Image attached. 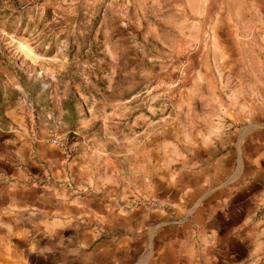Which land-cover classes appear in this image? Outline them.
I'll return each instance as SVG.
<instances>
[{
    "label": "rangeland",
    "instance_id": "obj_1",
    "mask_svg": "<svg viewBox=\"0 0 264 264\" xmlns=\"http://www.w3.org/2000/svg\"><path fill=\"white\" fill-rule=\"evenodd\" d=\"M4 108L45 184L109 188L6 264H264V0H0ZM222 214L247 223L216 238Z\"/></svg>",
    "mask_w": 264,
    "mask_h": 264
},
{
    "label": "crops",
    "instance_id": "obj_2",
    "mask_svg": "<svg viewBox=\"0 0 264 264\" xmlns=\"http://www.w3.org/2000/svg\"><path fill=\"white\" fill-rule=\"evenodd\" d=\"M11 117V109L4 108L0 110V217L5 220L2 223L0 221V257H5L0 264H6V258L11 259L13 250H16V246L11 243L13 238L19 240V246H17L20 250L19 253L27 254L26 243L21 246L20 241L25 242L28 239L26 230L28 223L33 219L45 218V216L90 218V205L93 197L98 198L100 195L104 199L105 193L109 192L107 187L97 191L84 188L85 192H81L82 196L74 198L65 190L55 188L52 184H45L43 180L48 176L44 169V163H47L49 168L54 167L53 172L50 174L53 179L56 177L58 180L62 179L61 167L57 166L59 160L48 156L44 157L41 154L40 157L37 156L40 150L36 148V145L40 149L42 143L35 134L28 135L29 142H26V151H21L23 144L21 145L19 139H22V137H19V133L15 131L16 129L12 128ZM16 119L23 122L22 116L16 115L15 121H18ZM131 123L132 127H135L138 124V117L131 119ZM227 159L228 162L230 156ZM223 166H226L225 162H223ZM215 174H218V171H215ZM231 195L232 192L219 198L220 208L224 210L226 205L230 204ZM60 207L63 210L62 212L59 209ZM13 218L16 222L23 218V233L16 232L7 225L6 220ZM218 218H220L219 222L215 223L211 230L216 238H219L220 234L226 230L228 234L234 235L238 232V229L243 228L247 223L243 219L242 225H240L232 221L230 219L232 217L227 214H222ZM258 230L264 232V221H261ZM5 238L8 240L7 243L3 241ZM247 252H250V250H247ZM249 257L244 256L241 258L245 263ZM231 258L233 259L234 256L232 255Z\"/></svg>",
    "mask_w": 264,
    "mask_h": 264
},
{
    "label": "built area",
    "instance_id": "obj_3",
    "mask_svg": "<svg viewBox=\"0 0 264 264\" xmlns=\"http://www.w3.org/2000/svg\"><path fill=\"white\" fill-rule=\"evenodd\" d=\"M51 142H52L53 145H55V146H57L59 148H64V145H65L64 141L61 138H59V137L52 138Z\"/></svg>",
    "mask_w": 264,
    "mask_h": 264
}]
</instances>
